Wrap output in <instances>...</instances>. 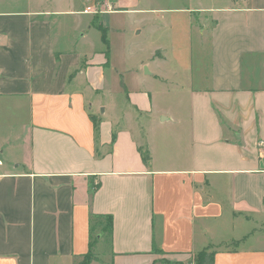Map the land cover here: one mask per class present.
Here are the masks:
<instances>
[{
    "label": "crops",
    "instance_id": "1",
    "mask_svg": "<svg viewBox=\"0 0 264 264\" xmlns=\"http://www.w3.org/2000/svg\"><path fill=\"white\" fill-rule=\"evenodd\" d=\"M3 2L0 264H78L92 243L91 264H264V0L187 9L182 112L114 61L103 18L137 3ZM162 61L143 68L167 84Z\"/></svg>",
    "mask_w": 264,
    "mask_h": 264
},
{
    "label": "rangeland",
    "instance_id": "2",
    "mask_svg": "<svg viewBox=\"0 0 264 264\" xmlns=\"http://www.w3.org/2000/svg\"><path fill=\"white\" fill-rule=\"evenodd\" d=\"M2 1H4L3 7L7 9H23L26 2V0ZM126 1L127 5L137 3L135 7H130L131 10H140V12H118L103 18L106 25L110 26L108 38L115 63L118 67L128 71L126 80L131 86L138 85L140 87L141 80H147L148 84H144L142 90L146 91L144 89L149 87L156 110L182 112L183 100L188 94L181 86L190 74L194 58L197 62V50L199 51V44L194 35L197 32L194 26L198 23V17L190 30L187 9L195 11L210 7H222L230 0ZM157 51H161L166 56V61H162L161 67L157 70L160 75H165L169 79L167 84L162 81H152L145 76L146 69L143 68V65L153 69L157 67L153 62ZM131 71H136L139 77H133ZM117 97L127 98L126 94ZM118 106L120 108L122 104H118ZM95 253L100 256L102 261L108 260V249H104L103 246L99 247ZM97 263L100 264V262Z\"/></svg>",
    "mask_w": 264,
    "mask_h": 264
},
{
    "label": "trees",
    "instance_id": "3",
    "mask_svg": "<svg viewBox=\"0 0 264 264\" xmlns=\"http://www.w3.org/2000/svg\"><path fill=\"white\" fill-rule=\"evenodd\" d=\"M104 41L106 43L108 42L105 37H104ZM92 121L94 122V129L97 135L99 132V123L95 117H92ZM144 158L145 160H148V157L145 156ZM103 225H104L103 231L110 234L112 229V218L111 217L106 218V223ZM93 248H94V243H92L89 253L78 264H91V262L95 259ZM199 258L200 261L198 264H214V254H208L207 252H204L199 255Z\"/></svg>",
    "mask_w": 264,
    "mask_h": 264
}]
</instances>
